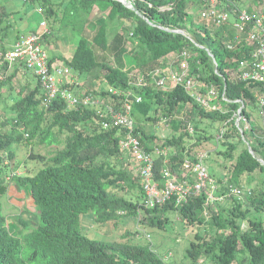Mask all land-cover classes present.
Masks as SVG:
<instances>
[{"label":"trees","instance_id":"16d2710c","mask_svg":"<svg viewBox=\"0 0 264 264\" xmlns=\"http://www.w3.org/2000/svg\"><path fill=\"white\" fill-rule=\"evenodd\" d=\"M203 1L131 0L139 14L119 0H22L47 22L41 41L51 67L62 64L72 75L76 73L67 86L80 97L93 93L101 99L70 107L60 99L47 102L34 70L25 61L11 65L3 59L8 50L4 40L14 33L15 41L22 34L13 29L12 20L19 24L22 14L15 1L0 0V92L4 86L13 91L16 77L31 76L19 86L11 104L13 115L0 114V264H167L150 242L135 237L138 229L126 230L124 241L93 238L84 232L81 216L91 213L102 223L128 216L137 218L139 224L164 229L171 211L178 213L185 226L206 227V233H196L186 249L190 264H264V180L242 182L255 170L264 175V121L258 123L251 115L253 108L260 110L263 87L239 75L240 63L252 57L254 45L245 33L237 37L232 20L217 26L195 17L190 3ZM263 1L253 0L247 8L264 12ZM223 7L231 18L245 8L235 0ZM94 13L100 23L89 37L85 33ZM116 21L122 26L112 33L110 23ZM67 31L76 38L72 52L52 54L49 49L54 41ZM184 49L192 54L189 76L216 88V109L206 110L180 84L163 88L156 83L171 53L176 54L173 64L179 71ZM101 50L110 54V61L100 57ZM87 77H99L107 87L98 94L86 84ZM134 95H140L141 101L136 102ZM126 99L133 102L134 136L153 155L160 184H164L165 170L177 183H194V173L183 162L187 155L197 159L202 148L209 150L205 144L215 140L216 146H222L215 149L227 160L225 174L209 173L215 187L207 182L181 204H176L174 194L164 203L148 206L131 153L120 147L122 130L102 125L105 103L120 105ZM244 118L249 127L241 124ZM160 119L172 128L165 138L146 127L148 121ZM206 121L211 127L220 124L216 135L203 125ZM35 141L57 147L49 151V162L34 173L11 175L18 191L26 189L40 216L37 226L16 236L1 201L8 191L4 175L15 163L14 145ZM29 157L44 159L46 155L32 147ZM235 187L249 193L240 199L233 193ZM211 194L215 199H210ZM229 198L230 210L223 205ZM250 208L258 214L251 217Z\"/></svg>","mask_w":264,"mask_h":264},{"label":"built area","instance_id":"2783aa9c","mask_svg":"<svg viewBox=\"0 0 264 264\" xmlns=\"http://www.w3.org/2000/svg\"><path fill=\"white\" fill-rule=\"evenodd\" d=\"M221 2L222 4H219V0L203 1L200 4L201 7L197 17L202 21L214 22L217 26L225 25L232 20L230 26L235 30L237 37L245 33L247 40L254 45L252 57L241 61L239 75L243 80L262 85L263 91L259 96V105L264 121V16L261 11L256 9L239 8L235 18H231L229 10L223 7L224 3L228 4L231 0ZM46 30L47 22L42 20L37 30L22 33L8 50L2 54L3 59L11 65L20 60L25 61L34 70L47 96V102L52 99H60L66 101L70 107L82 103L91 105L100 102V96L88 93L85 97H80L73 88L67 86V83H71L73 79L72 75H68L69 69L65 68L66 66L57 64L51 67L49 52L41 41L43 32ZM191 55V52L187 49L181 51L182 59L179 60L177 65L178 71L173 64V61L177 59L176 54H169L166 58L174 68L164 66L163 74L156 77V83L163 88H172L180 84L191 91L193 98L206 110L216 109L217 105L213 103L217 96L216 88L189 76L188 59ZM2 78L0 74V80ZM134 98L136 102L141 101L140 95H134ZM131 100L126 99L120 105L105 101L106 111L101 115L103 117L102 125L104 127L115 126L122 130L123 136L120 139V147L122 150L131 153L134 174L139 175L141 178L146 192L147 205L152 207L156 203H164L174 194L176 195V204H181L187 201L188 196L193 191H200L207 182L211 183L212 187H215L214 179L211 178L204 164L206 153H199V157L197 156L198 158L195 160L187 155L183 162L184 167L194 173L196 178L194 183H177L174 181L173 175L167 170L164 171L165 180L163 185L156 180L153 155L147 152L140 144L139 139L134 136L135 122L131 117L133 107ZM240 118L241 115L239 114L238 119ZM233 193L242 198L249 192L235 187ZM210 199H215V197L211 194Z\"/></svg>","mask_w":264,"mask_h":264},{"label":"rangeland","instance_id":"374dc122","mask_svg":"<svg viewBox=\"0 0 264 264\" xmlns=\"http://www.w3.org/2000/svg\"><path fill=\"white\" fill-rule=\"evenodd\" d=\"M16 2L18 6H20V10L22 17H19V24L16 22V19L13 17L12 20L16 25L13 29H18L20 33H27L30 31L37 30L40 26V22L42 20V15L37 11L31 4L27 3L22 4V0H13ZM237 3H240V6L245 8L248 7L249 4L252 5L253 0H235ZM11 2V1H10ZM264 6V1L262 2ZM201 5L190 3L189 10L194 14L195 17L198 16V12ZM253 9H255L252 6ZM261 14L264 16V12ZM97 14L94 13L91 16L92 24L87 27L86 35L91 37L94 33L95 27L100 23L97 20ZM121 23L116 21L110 23V29L112 33H116L121 29ZM14 29V30H15ZM13 34H10L8 38L4 40L5 44L9 48L13 42ZM72 32L67 31L65 33H61V35L57 38V41H54L52 48L49 51L52 54H61V55H69L75 44V36H73ZM100 57L102 59H106L108 61L111 60V56L108 52H104L101 50ZM165 66H171L174 68L171 63H169L168 59H165ZM68 68V67H65ZM69 69V68H68ZM67 69V70H68ZM31 71V70H30ZM68 75H72V71L68 70ZM76 78V73L72 75ZM28 77L31 78L30 75L19 76L14 79V87L13 91H8L4 86V88L0 92V114L7 115L8 117L13 115L11 110V104L18 96L19 86L25 82V79ZM83 78H81L82 80ZM84 80V79H83ZM87 85H90L92 90H95L99 94V91L102 87H107L105 81H100L99 77H87L85 80ZM170 85V84H169ZM257 105V104H256ZM190 107L191 104H188ZM258 107V105L256 106ZM226 107L222 106L224 110ZM251 114L252 119L258 123L262 122L261 110H255ZM241 124L244 127H249V124L246 120H242ZM209 121L203 122V125L208 128V131L216 135L217 129L219 127V123H214L213 126L208 125ZM146 127L148 131L154 132L156 137L165 138L172 132L171 125H169L165 119H160L154 123L147 122ZM66 133L60 135V138L63 140ZM55 139L54 137H51ZM50 138V139H51ZM48 145V146H47ZM16 147V160L15 163L7 170L5 173V180L8 184L7 193L1 198L4 213L7 217L8 223L11 224L12 232L16 236H21L22 233L26 232L29 229L37 226L40 221L39 212L35 208L31 197L28 195L26 189L22 191H18L16 189L15 183L11 177L12 174H26V173H34L39 168L43 167L48 160V153L50 150L56 149L57 145H50L47 143L41 144L37 141L31 143L26 146L22 143L15 144ZM35 152H40L46 157L44 159L29 157V153L31 152V148ZM217 149L222 148L221 145L216 146L215 140L209 141L205 144V148L209 149L206 152V149L202 148L201 153H207V156L204 158V164L206 165L209 173H215V177L218 175H222L226 173V169L224 167V163L227 162L226 158L222 153H219ZM11 162V161H10ZM10 164V163H9ZM211 176V175H210ZM264 175L258 170L253 171L252 173L246 174L244 179H242L243 183L248 182L251 178L256 181H263ZM135 193H138V190H134ZM119 194H124V192L119 191ZM239 198V197H238ZM242 199V198H240ZM232 199H224L223 205L230 210ZM245 208V207H244ZM249 215L251 217L256 216L258 214L255 211V208H250ZM264 216V213L262 214ZM81 221L83 224L84 232L89 234L90 237L104 239V240H119L124 241L125 238L122 237L125 234L126 230H134L138 229L140 232L135 237H140V239H145L152 244V246L157 250V252L162 255V257L166 260L167 264H190V259L186 256V249L189 246L190 241L196 239V233L205 234L206 227L204 225H194V226H185L183 221L179 218V215L176 211H171L169 215L168 222L164 229H159L156 227H149L146 225L139 224L137 222V218L131 217H119L115 221H107V222H98L94 215L91 213H86L81 216ZM242 227L246 226V223L242 222ZM149 235V236H148ZM134 236V235H133ZM135 237H132L135 238Z\"/></svg>","mask_w":264,"mask_h":264},{"label":"water","instance_id":"95a60500","mask_svg":"<svg viewBox=\"0 0 264 264\" xmlns=\"http://www.w3.org/2000/svg\"><path fill=\"white\" fill-rule=\"evenodd\" d=\"M119 1L123 2L129 8L136 10L135 7L133 6L131 0H119ZM136 11L140 14V12L138 10H136Z\"/></svg>","mask_w":264,"mask_h":264},{"label":"bare ground","instance_id":"6f19581e","mask_svg":"<svg viewBox=\"0 0 264 264\" xmlns=\"http://www.w3.org/2000/svg\"><path fill=\"white\" fill-rule=\"evenodd\" d=\"M237 123V122H236Z\"/></svg>","mask_w":264,"mask_h":264}]
</instances>
